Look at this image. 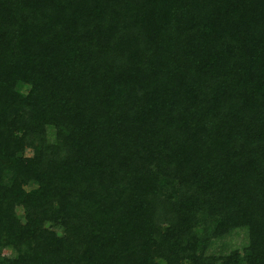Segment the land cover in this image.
I'll return each mask as SVG.
<instances>
[{
  "label": "trees",
  "instance_id": "trees-1",
  "mask_svg": "<svg viewBox=\"0 0 264 264\" xmlns=\"http://www.w3.org/2000/svg\"><path fill=\"white\" fill-rule=\"evenodd\" d=\"M0 264H264V0H0Z\"/></svg>",
  "mask_w": 264,
  "mask_h": 264
},
{
  "label": "rangeland",
  "instance_id": "rangeland-1",
  "mask_svg": "<svg viewBox=\"0 0 264 264\" xmlns=\"http://www.w3.org/2000/svg\"><path fill=\"white\" fill-rule=\"evenodd\" d=\"M226 246L227 247H232V246H236V247H240L244 244V241H243V238L242 236L238 235H234L233 237H231L230 239H228L226 242H225ZM219 250V247H216V251ZM7 254L9 255L10 252H7Z\"/></svg>",
  "mask_w": 264,
  "mask_h": 264
}]
</instances>
